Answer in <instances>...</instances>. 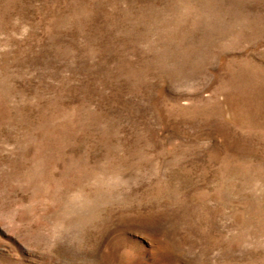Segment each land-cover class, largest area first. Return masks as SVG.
<instances>
[{
    "label": "rangeland",
    "instance_id": "374dc122",
    "mask_svg": "<svg viewBox=\"0 0 264 264\" xmlns=\"http://www.w3.org/2000/svg\"><path fill=\"white\" fill-rule=\"evenodd\" d=\"M0 264H264V0H0Z\"/></svg>",
    "mask_w": 264,
    "mask_h": 264
}]
</instances>
